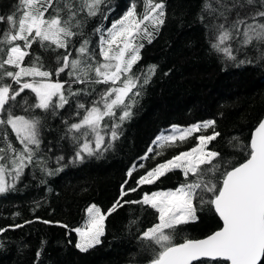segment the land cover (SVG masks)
<instances>
[{"label": "snow or ice", "instance_id": "obj_1", "mask_svg": "<svg viewBox=\"0 0 264 264\" xmlns=\"http://www.w3.org/2000/svg\"><path fill=\"white\" fill-rule=\"evenodd\" d=\"M104 4L105 0H16L10 13L0 14V25L4 26L0 28V194L15 191L26 169L35 167L54 175L67 166L61 163L64 156L60 155L55 157L58 167H48L51 157L41 151L42 120L35 110L55 115L57 109H64L75 99L74 115L80 118L64 121L74 153L69 163L83 162L86 156H102L119 139L123 123L132 116L139 88L149 82L156 66L150 65L143 77L133 68L141 60L142 41L151 43L164 25L166 3L139 0L142 10L138 11L137 0H132L127 11L109 27L100 25L93 30L98 40L91 47L93 42L85 34L84 25L101 13ZM206 17L213 21L210 29L205 26L213 32V50L238 64L253 62L246 49L257 53L258 61H264V0H202L199 19L203 23ZM34 46L56 53L57 66L47 67ZM240 52L245 59L237 60L235 53ZM66 70L71 81L59 79ZM73 83L105 87L73 90ZM26 90L31 97L22 96ZM93 94L96 98L88 100ZM215 127L216 121L210 119L188 126L172 125L162 131L152 141L156 148L150 145L141 160L148 159L149 153L153 159L163 157L166 149L201 134L195 136V146L150 169L143 163L133 164L127 176L136 187L125 180L127 190L121 186L119 198L106 212L96 204L88 206L82 226L69 229L59 221L36 220L76 233L75 247L87 252L101 243L107 216L126 204H139L152 209L155 217L150 226L138 229L137 239L147 242L146 250L152 252L147 264H264V117L247 144L239 137L228 141L242 153L240 160L209 148L221 135ZM208 129L212 133L203 134ZM233 141L237 143L233 145ZM137 167L145 169L138 178L133 175ZM177 170L184 179L175 188L145 192L139 200L124 199L140 186L155 185ZM205 207L214 210L222 226L204 238L184 235L178 242L182 226L196 222L197 212ZM23 226L0 227V234Z\"/></svg>", "mask_w": 264, "mask_h": 264}, {"label": "trees", "instance_id": "obj_2", "mask_svg": "<svg viewBox=\"0 0 264 264\" xmlns=\"http://www.w3.org/2000/svg\"><path fill=\"white\" fill-rule=\"evenodd\" d=\"M131 2L105 0L101 13L86 21L84 32L93 42L91 47L98 40L93 30L100 25L109 27L127 11ZM137 2V10L141 11L139 0ZM165 3V23L151 43L142 41L141 60L133 68V72L141 77L150 65H155L156 71L149 82L139 88L140 95L132 108V116L123 123L119 139L102 156H86L83 162L69 163L74 153L66 136L64 121L79 120L80 117L74 115L75 99L70 100L64 109H57L55 115L35 110L42 120L41 151L46 157H51L48 167H58L55 157L60 155L64 156L61 163L67 166L54 175H46L35 167L26 169L15 191L0 194V227L24 225L0 234V264H147L152 252L146 250L147 242L137 239L138 229L143 230L155 222L153 210L147 206L126 204L117 208L105 220V235L101 237V243L87 252L75 247L74 232L55 223L44 224L36 217L59 221L71 229L80 226L89 204H96L106 212L119 198L121 186L127 190L125 180L136 187L133 179L127 176L133 164L143 163L145 169H150L164 159L195 146V136L201 133H195L178 147L166 149L163 157L153 159L149 153L148 159L141 160L150 145L156 148L151 144L154 137L172 125L188 126L214 119L215 130L221 135L209 148L236 160L241 159L242 153L228 141L239 137L247 144L251 131L262 118L264 61H258V54L246 49L253 62L238 64L213 50L210 47L214 40L213 32L205 27L208 25L210 29L213 21L206 17L202 23L199 19L202 0H165ZM15 4L16 0H0V14L10 13ZM74 46L78 47L75 38ZM235 47L233 43L234 51ZM34 50L42 56L47 67L57 66L56 53L45 52L38 46H34ZM235 54L237 60L245 59L244 52ZM59 79L71 81L72 78L66 70ZM68 87L66 84L65 88ZM82 87L100 89L105 86L71 84L73 90ZM25 94L32 95L28 90L22 96ZM95 98L93 94L88 100ZM78 99L88 102L83 97ZM107 122L112 123L111 120ZM211 133L212 129H208L203 134ZM9 134L15 142L10 129ZM236 143L232 142L233 145ZM145 169L137 167L134 177L143 175ZM183 179L177 170L162 177L155 185L140 186L124 199L139 200L145 192L175 188ZM197 215L199 219L196 222L182 226L176 237L178 242L184 235L200 238L220 226L216 214L209 207L198 211ZM29 220L33 223L25 224ZM38 250H41L39 258L36 256Z\"/></svg>", "mask_w": 264, "mask_h": 264}, {"label": "rangeland", "instance_id": "obj_3", "mask_svg": "<svg viewBox=\"0 0 264 264\" xmlns=\"http://www.w3.org/2000/svg\"><path fill=\"white\" fill-rule=\"evenodd\" d=\"M118 19H119V18H118ZM169 129H170V127L167 128L166 130H169ZM166 130H164V131H166ZM161 132H162V131H161ZM161 132H159L157 135H159ZM157 135H156V136H157ZM156 136H155V137H156ZM155 137H154V139H155ZM154 139H153V140H154ZM153 140H152V141H153ZM151 144H152V143H151ZM90 205H91V204H89L88 206H90ZM88 206H87V207H88ZM87 207H86V208H87ZM86 218H87V213H86V209H85L84 218H83V221L81 222L80 226H82V225L85 223ZM75 237H76V242H77L78 237H77L76 233H75Z\"/></svg>", "mask_w": 264, "mask_h": 264}, {"label": "water", "instance_id": "obj_4", "mask_svg": "<svg viewBox=\"0 0 264 264\" xmlns=\"http://www.w3.org/2000/svg\"><path fill=\"white\" fill-rule=\"evenodd\" d=\"M262 117H264V113H263V115H262ZM253 130H254V128H253ZM252 130V131H253ZM252 131H251V133H252ZM250 137H251V134H250ZM249 141H250V138H249ZM214 211V210H213ZM215 213V212H214ZM216 216H217V214H216ZM217 218H218V220H219V222H220V226H222V221H220V219H219V217L217 216ZM217 230V229H216ZM209 234H211V233H209ZM205 236H203V237H200V238H204Z\"/></svg>", "mask_w": 264, "mask_h": 264}]
</instances>
